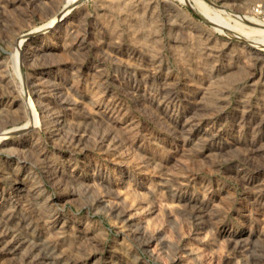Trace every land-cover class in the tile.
<instances>
[{
  "label": "rangeland",
  "instance_id": "1",
  "mask_svg": "<svg viewBox=\"0 0 264 264\" xmlns=\"http://www.w3.org/2000/svg\"><path fill=\"white\" fill-rule=\"evenodd\" d=\"M197 1L0 0V264H264V0Z\"/></svg>",
  "mask_w": 264,
  "mask_h": 264
},
{
  "label": "bare ground",
  "instance_id": "2",
  "mask_svg": "<svg viewBox=\"0 0 264 264\" xmlns=\"http://www.w3.org/2000/svg\"><path fill=\"white\" fill-rule=\"evenodd\" d=\"M69 2V1H68ZM72 0H71V4L68 3L65 10H62L60 11L59 13H57V15H59L61 12L64 13L66 11V9H68L70 7V5H72ZM195 4L199 7V10H200V14L207 20L209 21L210 23L212 24H215L219 27H222V28H225L226 26L217 18V16H212L210 13H209V10L205 7V5L201 4V2H198L197 0H195ZM214 15V14H213ZM244 21L248 22L250 25L254 26L252 28H249L251 29L249 32H242V36L244 35L245 37H248V36H256V37H259L260 40L257 41V40H254V41H257V42H251L253 44L252 47H254L255 49H263L264 48V25L258 23V22H255L253 21L252 18H243ZM245 22V23H246ZM234 24V23H233ZM225 27H224V26ZM243 25V24H242ZM246 26V25H245ZM228 27V26H227ZM236 27V26H234ZM229 28V27H228ZM237 28V27H236ZM235 28V29H236ZM247 28V27H246ZM233 29V28H232ZM238 29H239V26H238ZM248 29V28H247ZM237 30V29H236ZM242 30V29H241ZM240 33V32H239ZM253 52V51H252ZM254 54V53H253ZM0 138H1V135H0Z\"/></svg>",
  "mask_w": 264,
  "mask_h": 264
},
{
  "label": "built area",
  "instance_id": "3",
  "mask_svg": "<svg viewBox=\"0 0 264 264\" xmlns=\"http://www.w3.org/2000/svg\"><path fill=\"white\" fill-rule=\"evenodd\" d=\"M254 16L262 23H264V14H262L258 9H255Z\"/></svg>",
  "mask_w": 264,
  "mask_h": 264
}]
</instances>
